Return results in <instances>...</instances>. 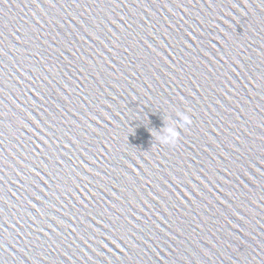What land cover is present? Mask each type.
Wrapping results in <instances>:
<instances>
[{
    "label": "water",
    "instance_id": "obj_1",
    "mask_svg": "<svg viewBox=\"0 0 264 264\" xmlns=\"http://www.w3.org/2000/svg\"><path fill=\"white\" fill-rule=\"evenodd\" d=\"M0 264H264V0H0Z\"/></svg>",
    "mask_w": 264,
    "mask_h": 264
},
{
    "label": "clouds",
    "instance_id": "obj_2",
    "mask_svg": "<svg viewBox=\"0 0 264 264\" xmlns=\"http://www.w3.org/2000/svg\"><path fill=\"white\" fill-rule=\"evenodd\" d=\"M179 115H180L181 119L186 123L187 122V117L183 116V114H179ZM176 135H177L176 130L175 129H172L170 131V137L172 139H174Z\"/></svg>",
    "mask_w": 264,
    "mask_h": 264
}]
</instances>
